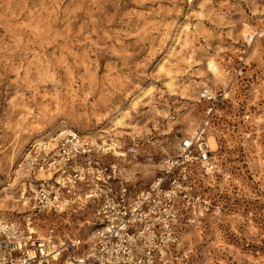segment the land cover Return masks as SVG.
Masks as SVG:
<instances>
[{"label": "rangeland", "instance_id": "374dc122", "mask_svg": "<svg viewBox=\"0 0 264 264\" xmlns=\"http://www.w3.org/2000/svg\"><path fill=\"white\" fill-rule=\"evenodd\" d=\"M244 21L253 31L264 25V0H0V200L16 199L5 202L14 214L4 218L31 210L33 201L20 199L22 184L27 200L41 185L56 184L65 164L59 145L68 132L51 141L53 149L41 150L37 143L57 137L63 127L96 145L102 139L92 142L83 133L118 137L124 159L135 166L133 179L123 177L133 193L148 189L164 159L175 155L177 143L202 121L207 104L200 93L207 85L224 92L207 134L217 139L210 152L216 167L210 175L194 171L207 186L210 207L181 230L178 247L189 264H264V39L258 56L249 59ZM185 25L194 51L191 58L174 59L180 75L172 95L156 64ZM209 57L231 89L208 70ZM241 63L248 84L232 81ZM140 89H150L151 96L133 108ZM120 111L127 112L124 127H111ZM38 136L44 138L33 142ZM102 157L126 167L110 153ZM51 162L58 166H48ZM17 163L22 167L15 168ZM41 167L55 171L54 178L37 180ZM76 194L57 215L56 234L80 244L74 251L63 247L58 260L43 264H66L89 249L98 225L96 204L87 199L81 207L78 198L84 194ZM42 225L39 231L45 233L49 223Z\"/></svg>", "mask_w": 264, "mask_h": 264}, {"label": "built area", "instance_id": "2783aa9c", "mask_svg": "<svg viewBox=\"0 0 264 264\" xmlns=\"http://www.w3.org/2000/svg\"><path fill=\"white\" fill-rule=\"evenodd\" d=\"M253 36L264 39V25L256 28ZM244 67L241 63L233 71L232 81L248 84ZM223 94L208 87L202 89L200 97L207 104L202 121L177 143L176 154L164 159L160 176L139 192H132L117 165L103 159L107 154L104 147L81 139L75 132L66 133L59 145L65 162L58 168L59 181L41 185L34 198H28L27 202L32 200L34 204L25 216L0 220V264L46 263L53 254L48 250H76L79 244L72 240L59 243L56 217L78 192L96 204L98 220L82 264H189L178 247L179 235L210 207L204 193L207 186L194 171L208 174L204 165L211 158L207 134ZM20 199L24 204L26 198ZM45 223L49 225L42 233L39 229Z\"/></svg>", "mask_w": 264, "mask_h": 264}, {"label": "bare ground", "instance_id": "6f19581e", "mask_svg": "<svg viewBox=\"0 0 264 264\" xmlns=\"http://www.w3.org/2000/svg\"><path fill=\"white\" fill-rule=\"evenodd\" d=\"M165 27H166L165 29H168V30L170 28V26L169 27L165 26ZM242 33H243L244 37L245 36L248 37L247 38V42H248V47L250 48V52L248 54V58L249 59H254L260 53V52H258V50H259L258 42H259L260 38H254L253 29H252L251 25L249 23H247L246 21L243 22ZM191 38H193V37H191L190 30H189L188 26L185 25V26L181 27L180 29H178L176 34H175V36H174V38H173L172 46L167 50V52L164 54V56H162L157 61L156 67H157V69L159 71L164 72L165 75L167 76L168 93H170L172 95L176 94L178 92V90L176 88V83H177V79L179 78V75H180V73L174 68V63L173 62H174V59L178 56V54H186L188 56V58H191V55H192V53L194 51L193 50V46L190 45ZM207 67H208V70L213 75V77L215 78V80L219 81L220 83H222L225 86V89L229 90V89L232 88L231 85H229L227 83L225 84L224 72L221 70V68H219L218 63L215 62L212 57H209L207 59ZM206 86L207 85H204L203 88H206ZM139 91H140L139 95L132 99L133 108L136 107V105L139 102V100L144 99L146 97L148 98V97L151 96V90L150 89L143 90V91L140 89ZM226 95H227V92H226ZM126 117H127V112H125V111L118 112V114L116 116H114L113 119H111V122H110L111 123V127H114V128L124 127V120L126 119ZM192 125L193 124L191 122H189V124L187 125V130H186L187 132L192 129ZM60 130H61V132L58 134L57 137H54V138L51 137L50 138L49 135H47L46 137L49 138L48 141H46L44 143H37L39 148L41 150H47L50 147H51V149H53L52 147H54V143L51 142V141H55L56 139L59 140V137L62 134H65L66 132H73V131H71V130H69L67 128H64V127L61 128ZM194 131L195 130H192V133ZM103 132L107 133L108 130L105 128L103 130ZM192 133H190V135ZM83 137L84 138H90L92 140V142H94V140H97V139H102V143H101L102 145L101 146L102 147L105 146L103 148L105 153H110V155L113 156L116 161H119V162H123L124 161L125 163L123 164V166H126V167H121L120 171L123 174V176L126 177L127 179H133V176L135 175V173L133 171L135 166L132 165V162H129V161L126 162V159H124V157H126L127 155H126L125 152L120 150L122 145L118 142V137H112V138H109V139H104L106 136H97L94 133L87 132V131H86V133L85 132L83 133ZM42 138H44V137L38 136L37 139H35V140L31 139V142H32V140H33V142H39V141H41ZM94 144H98V143L94 142ZM208 146L210 148V151L216 150L218 145H217V139L215 138V136H213V135H209L208 136ZM46 153H47V151H46ZM25 155H26V157H29L30 153H27ZM214 163H216V162L212 161L211 158H210L209 162L204 163V165L208 166L207 167V173L209 175L212 174L214 167H216V165ZM49 165H50V167H52V164H49ZM21 167H22V164L17 163V165H15V168H21ZM156 167H158V169H159V167H162V164H158ZM35 172L38 173V175L36 176V177H38L37 180H43L44 179L45 181L53 179L54 175L56 174L55 171H52L49 168L44 169L42 167L39 168ZM14 173L16 175H18L20 173V169H18V170L15 169ZM16 179H17V177H15V180ZM55 180L59 181V177H57ZM21 186H22L21 187L22 193L20 195L25 196V193H26L25 189L26 188L23 187V184ZM32 186L33 185H31V189L29 191L33 192L35 189ZM78 199H79L78 205H80L81 207L85 206V204H87V202H88L87 201V196H79ZM6 201L7 202L8 201L15 202L16 199L15 198H10V196L7 195V196H5V199L0 200V220H1V218L9 217L12 214H14V210H13L12 206L11 207H6L5 206V202ZM26 202H27V198L25 199V203ZM205 202H206V204L208 203L207 200ZM69 204H67V205H69ZM66 206L64 208H63V206H61V208L64 209V210L63 209L61 210L62 212L67 210V209H65ZM5 212H10V214H7ZM17 213H19V212H17ZM68 217H69V214L67 215L66 218H63V223L66 224V223L69 222L68 221ZM9 218H11V217H9ZM4 219H6V218H4ZM92 236L93 235H91L89 237V240L92 239ZM57 238L59 239L61 244H65L66 243L65 241H63V239L61 237L57 236ZM71 240L74 243L80 244V240H73V239H71ZM51 248L52 247H49V249H51ZM48 251H49V254L53 253L52 256H50L51 260H58L59 256L61 255V251L62 250L58 251L57 249H55L53 251L52 250H48ZM87 253H88V251H86L85 256L87 255ZM49 261H48V263H49ZM84 261H85V258L77 257L76 259L72 258L71 261L66 260V264H82ZM36 264H43V263L41 261H38V262H36Z\"/></svg>", "mask_w": 264, "mask_h": 264}]
</instances>
